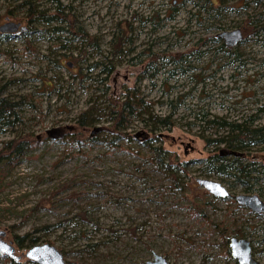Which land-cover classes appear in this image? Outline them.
<instances>
[{"label":"rangeland","instance_id":"1","mask_svg":"<svg viewBox=\"0 0 264 264\" xmlns=\"http://www.w3.org/2000/svg\"><path fill=\"white\" fill-rule=\"evenodd\" d=\"M19 1L0 0V22L24 21ZM58 1L96 36L99 54L89 46L78 54L82 44L73 41L59 49L62 39L45 30L58 22L0 36L1 93L21 100L16 120L1 126L0 142L19 132L38 138L0 179V238L20 255L16 261L26 260L29 245L24 239L17 245L13 236L25 234L54 245L66 264H140L152 252L173 264H234L217 224L227 237L247 238L264 263V214L231 196L214 197L194 180L211 178L230 194L253 192L264 201V146L243 150L258 177L244 191L206 169L207 152L223 146L204 140L225 133L216 123L221 119L264 122V0ZM33 2L47 12L56 4ZM234 27L241 39L224 45L217 32ZM119 30L124 39L111 52L109 40ZM107 59L113 63L108 73L99 66L86 71L87 63ZM132 87L149 101L152 115L171 122L151 131L150 122L129 116L123 129L110 130L109 109ZM91 101L102 108L82 137L69 142L77 113ZM146 141L179 161L176 186L147 159ZM199 209L206 219L192 212Z\"/></svg>","mask_w":264,"mask_h":264},{"label":"trees","instance_id":"2","mask_svg":"<svg viewBox=\"0 0 264 264\" xmlns=\"http://www.w3.org/2000/svg\"><path fill=\"white\" fill-rule=\"evenodd\" d=\"M50 1L56 2V4L53 6L54 9L52 10V12H47L46 9L37 7L40 4H36L35 2H33V0H20L15 5L16 7L25 6V14L23 17L28 26V30L26 33H32L36 30V27H34L33 24H40L41 26H44L49 25L52 22H58L60 24L53 23V25L45 30L46 32L58 34V38L62 39L61 42H58L59 49L65 48L66 42L73 41L82 44V49L77 50L78 54H80V51H83V47L85 48L87 46L91 47L95 54H99L98 44L96 43V36L88 34L77 19L69 18L67 15V11H65L66 14L63 12L64 7L58 0ZM123 37L124 36L122 31H120L118 35H113L110 38L109 42L112 48L111 52L119 51L118 45H120V42L123 41ZM139 54L141 53L139 52ZM103 56L106 58L105 55ZM153 61H147L146 67L152 66L151 62ZM54 64L59 66L62 65L61 57H58L57 60H54ZM97 66H99L100 72L106 74L113 67V63L109 59L104 62H89L86 64V71ZM46 83L48 84L49 82ZM3 88L4 85L0 87V129L1 126L11 125L13 121L16 120L18 116L17 108L21 103V100L13 101L10 100L5 94L2 95L1 92ZM95 103V101H91L86 108L80 110L77 113L75 118L77 130L73 131L70 134V137L68 138L69 142L78 140L79 137H82L81 131L87 130L89 129V127H91V123L95 119L94 117H92V115L99 112L100 108H102L96 106ZM149 104V101L142 99L135 88H126L122 100L113 108L111 107L109 109L110 118L112 120L109 125L110 130H117V128L123 129L125 127L127 119L124 123H122V121L129 116L135 117L145 123L150 122V126H153L149 127V130L151 131L154 130V127L156 125H164L171 122L168 117H159L157 115H152L149 109ZM247 120L251 121V118L248 117V119L232 121L221 119L220 121H216V123L220 127L224 128L225 133L222 134L219 138L206 137L204 139L206 142L212 141L213 144L222 143L223 146L221 148L214 147V149L207 152L205 159L206 169L216 175H220L222 180L231 177L230 182H239L243 185L244 191L249 190L250 188L252 189L253 187L251 186V183L254 184L258 177L255 174L257 166L253 161L245 160L247 154H244L243 150H246L250 146L257 144H261L262 146H264V122L260 125H253L250 123V121L247 122ZM206 121L215 122V119H206ZM151 137L156 139L155 135H152ZM37 141V136H32L31 134L27 133L22 135L19 132L14 137L0 142V179L9 171L12 164L27 150V148L32 146V144ZM146 144L147 146L149 145L148 142ZM149 147L150 155L147 157V159L153 162L157 169L165 171L166 173H170V175L172 176L171 180L173 181L171 183V186H176L177 182L175 180L174 172L175 169L179 167V161L171 159V161H169V159H167V154H164L165 151L163 148H161L160 145H149ZM163 154L166 156V158L163 157ZM164 159H167V161H165ZM260 166L262 169H264V164ZM192 212L194 214H197L202 219H206L201 209L192 210ZM261 213L264 214V212ZM213 227L220 235L222 243L227 244V231H225V229H219L217 227V224H214ZM24 237L25 234L13 236L14 241L17 245H21L23 243V239L26 240L28 245H31L36 241L35 237ZM261 240H264V236L261 238ZM223 250L227 253V246H224ZM0 258H6L8 264H34L29 260L17 262L16 260L4 257L2 254H0Z\"/></svg>","mask_w":264,"mask_h":264},{"label":"water","instance_id":"3","mask_svg":"<svg viewBox=\"0 0 264 264\" xmlns=\"http://www.w3.org/2000/svg\"><path fill=\"white\" fill-rule=\"evenodd\" d=\"M22 30H25V26L21 25L19 21L5 20L0 23V32L12 31L18 33ZM217 35L221 36L223 43L227 45H232L241 38L238 28L221 30L217 32ZM194 180L198 186L214 197L224 198L231 196L236 204L246 207L254 213L264 212V201L256 193L239 192L230 194L228 189L217 180L199 176L195 177ZM2 234L3 231L0 230V237ZM227 248L236 264H264L251 253L250 243L247 238L229 236ZM0 254L12 260H17L20 256L14 253V247L10 242L1 238ZM22 255L26 260L34 264H66L61 252L48 242L33 243L25 248ZM141 264H173V262L157 252H152L151 257L143 260Z\"/></svg>","mask_w":264,"mask_h":264},{"label":"flooded vegetation","instance_id":"4","mask_svg":"<svg viewBox=\"0 0 264 264\" xmlns=\"http://www.w3.org/2000/svg\"><path fill=\"white\" fill-rule=\"evenodd\" d=\"M5 20H10V19H5ZM4 20V21H5ZM14 21V20H13ZM16 21H19V23L21 24V25H24L25 26V30H22V31H20V32H18V33H16V32H12V31H1L0 32V36H2V37H5V36H17V35H20V34H23V33H26L27 32V30H28V26H27V24H26V21H20V20H16ZM3 22V21H2ZM1 23V22H0ZM234 28H238V27H234ZM239 29V28H238ZM239 31H240V29H239ZM240 33H241V31H240ZM216 36H218V37H221V36H219V35H217L216 34ZM241 39V38H240ZM239 41V40H238ZM238 41H236L235 43H237ZM234 43V44H235ZM224 45H227V44H225V43H223ZM234 44H232V45H234ZM232 45H230V46H232ZM254 213V212H253ZM261 213V212H260ZM256 214H259V213H256ZM230 236H233V235H230ZM243 238H245V237H243ZM249 243H250V241H249ZM250 248H251V245H250ZM152 254V253H151ZM151 257V256H150ZM141 264V263H140Z\"/></svg>","mask_w":264,"mask_h":264}]
</instances>
